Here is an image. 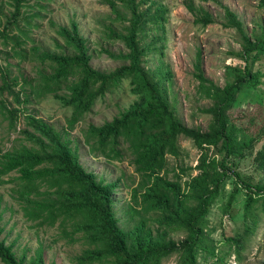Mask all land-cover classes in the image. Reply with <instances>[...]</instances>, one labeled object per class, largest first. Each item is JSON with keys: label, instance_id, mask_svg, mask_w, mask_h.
Returning <instances> with one entry per match:
<instances>
[{"label": "trees", "instance_id": "trees-1", "mask_svg": "<svg viewBox=\"0 0 264 264\" xmlns=\"http://www.w3.org/2000/svg\"><path fill=\"white\" fill-rule=\"evenodd\" d=\"M30 1L9 0L12 10L0 31V39L18 42L10 31L19 28ZM148 1L152 0H105L117 18L121 19L117 2L130 14L124 33L111 30L109 34L123 41L127 49L126 53L119 54L105 51L127 62L111 72L91 65L87 41L76 22L58 31L65 39L64 48H71L72 53L41 54L44 61L51 63V71L43 76L40 92L53 95L72 109L68 128H74L92 110L97 99L110 89L124 80L130 81L131 92L136 96L134 102L111 121L101 126L90 125L87 141L94 139L99 149L110 156L106 152L109 148V153L116 158L121 156L118 146L128 145L135 172L141 177L131 194L133 205L129 214L139 215L134 225L127 230L120 227L114 211V185L102 183L95 173L87 171L66 137L43 119L27 115L28 128L21 131L24 142L0 154V185L8 182L5 177L17 174L18 187L14 191L23 206L24 216L37 226L71 222L72 234H81L86 241L89 248L77 257V264H163L173 253L180 254V264H200V251L207 240L208 214L224 195L229 181L232 180L235 187L225 213L230 210L239 188L248 193V213L259 199L264 205V182H245L236 170L238 162L254 156L255 165L264 173V124L252 135L236 126L229 115L244 91L258 90L263 83V74L256 69V64L264 58V33L248 34L237 14L224 7L223 25L240 34L245 65L228 66L227 82L221 87L206 77L201 54H198L194 76L199 82V93L212 103L202 109L204 114L211 116V121L205 131L187 127L176 115L162 87L163 82L172 81L171 70L161 65L155 77L144 67L151 46L142 44V34L149 24L158 27L166 14L161 5L154 11L152 7L142 9ZM195 1H184L194 23L203 27L214 24V16ZM261 4L264 7V0ZM20 45L17 43L18 47ZM156 49L163 52L159 47ZM21 51L18 49L17 54L24 57ZM0 74L3 80L0 94L9 92L21 102L24 91L20 81L4 72L1 64ZM18 86L21 88L16 92L14 88ZM0 108L8 115L11 127L16 129L20 111L10 109L2 100ZM181 136L192 140L202 152L196 167L199 173L194 177L189 174L185 182L180 175L177 180H170L167 169V156L180 154ZM211 147L215 148L217 156H209ZM181 171L185 173L183 168ZM3 213V199L0 198V260L4 264H25V259L19 258L14 247L3 238ZM151 213L155 215L150 216ZM173 232H184L185 239L176 242L171 238ZM211 255L214 256V252ZM30 264H45L43 249H38Z\"/></svg>", "mask_w": 264, "mask_h": 264}, {"label": "rangeland", "instance_id": "rangeland-1", "mask_svg": "<svg viewBox=\"0 0 264 264\" xmlns=\"http://www.w3.org/2000/svg\"><path fill=\"white\" fill-rule=\"evenodd\" d=\"M185 0H152L143 4L142 9L157 5L166 9L165 20L156 27L149 24L141 37L144 46H151L144 67L151 76H155L161 65L168 67L173 75L170 83L163 82L172 108L182 123L191 128L207 130L211 116L202 112L212 103L198 91L195 63L198 54L202 57V67L207 78L223 87L228 78V66H244L241 57L242 39L236 29L226 28L224 7L232 10L244 23L248 34L264 33V7L262 0H196L215 18V23L207 27L194 23V17L184 6ZM121 19L117 18L105 0H31L24 9L19 28L10 32L17 41L5 42L0 39V64L4 72L20 81L23 87L21 102L9 92L0 94L10 109H17V128L11 127L8 115L0 108V154L20 146L24 142L21 131L28 128L26 116L35 115L60 131L70 142L79 156L83 167L96 174L97 179L106 185H114V211L121 228L130 229L139 219L138 214L130 215L133 205L131 194L141 177L135 172L133 155L127 144L118 148L120 158L107 149L98 148L94 139L87 141V129L90 125L101 126L118 116L136 99L131 92L129 80L110 89L105 96L97 99L92 110L86 113L74 128H68L72 109L64 106L53 95L40 92L42 79L51 71V63L44 61L41 54L72 53L65 49V39L58 33L62 27L70 28L72 22L79 25L81 35L86 39L91 65L104 72H111L126 64L125 60L109 56L105 51L119 54L127 49L121 40L110 37V31L124 33L130 17L125 6L117 2ZM9 0H0V31L3 30L10 15ZM160 37V40L158 38ZM17 43L21 45L18 47ZM163 50L161 53L156 49ZM21 49L24 57L17 54ZM256 69L262 74V84L258 90L244 91L240 101L229 113L232 122L247 133L255 135L264 124V58L257 62ZM156 77V76H155ZM3 80L0 74V87ZM20 86L15 87L16 92ZM63 92V91H62ZM61 92V93H62ZM179 156H167L168 178L182 182L188 175L196 176L201 151L193 141L181 136ZM261 145L256 149L259 150ZM214 147L209 156H217ZM220 159L221 157L218 156ZM185 170L183 174L181 169ZM237 171L245 182L258 184L264 182V173L258 170L254 156L238 162ZM17 174L5 177L8 182L0 185V198L3 199V238L14 247L19 258L30 264L38 249H43L45 264H77V257L89 246L81 234L73 235L71 222L58 221L54 226H37L24 216L23 206L17 200L15 191ZM231 180L226 184L224 195L211 207L208 214L207 240L199 255L200 264H264V205L262 199L252 205L251 212L246 209L248 193L239 188L234 201L225 213L231 192L234 189ZM44 191V189H42ZM155 215L151 213L150 216ZM184 232H173L171 238L176 242L185 239ZM233 240V241H230ZM238 241V243H234ZM214 252V256L211 255ZM0 264H4L0 260ZM104 264V263H94ZM163 264H180V254L173 253Z\"/></svg>", "mask_w": 264, "mask_h": 264}]
</instances>
